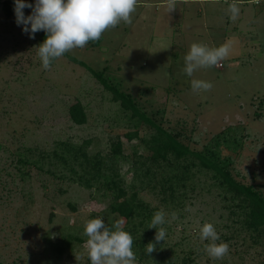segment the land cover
Instances as JSON below:
<instances>
[{
	"label": "rangeland",
	"instance_id": "rangeland-1",
	"mask_svg": "<svg viewBox=\"0 0 264 264\" xmlns=\"http://www.w3.org/2000/svg\"><path fill=\"white\" fill-rule=\"evenodd\" d=\"M25 2L35 4V0ZM233 2L240 8L235 20L227 11ZM166 4L167 0H138L131 25L121 22L104 32L99 44L88 42L66 53L99 77L118 82L148 110L164 109L166 124L183 126L199 150L222 130L236 136L242 145L236 151L221 146V157L230 155L233 173L248 182L254 177L264 190V0H177L171 12ZM25 11L31 14L30 8ZM44 39L38 32L30 38L16 16L8 18L0 6V264H86L85 221L110 203L35 168L25 181L12 176L16 174L12 153L22 146L49 150L59 139L97 138L104 149L110 137L123 134L129 124L111 94L76 61L63 55L43 69L37 46ZM193 42L209 47L229 44L231 52L220 65L188 77L182 69ZM192 79L214 86L193 92ZM75 99L86 108L84 125L69 117L68 106ZM156 147L155 142L152 149ZM129 165L121 163L120 168L127 181ZM195 181L198 187L181 216L175 212L173 219L166 213L172 229L165 242L177 256L196 250L199 264H245L252 253L240 257L244 246L235 238L220 237L230 249L221 260L204 251L203 244L209 241H200V227L210 222L221 236L228 232L224 226L229 221L216 191L206 190L211 183L208 175L198 173ZM144 197L156 203L146 192ZM68 234L82 241L72 239L58 255L56 244Z\"/></svg>",
	"mask_w": 264,
	"mask_h": 264
},
{
	"label": "trees",
	"instance_id": "trees-1",
	"mask_svg": "<svg viewBox=\"0 0 264 264\" xmlns=\"http://www.w3.org/2000/svg\"><path fill=\"white\" fill-rule=\"evenodd\" d=\"M0 6L8 18L15 15V0H0ZM23 12L27 16L25 8ZM38 34L45 38L44 31H38ZM99 42L89 41L93 44ZM64 56L85 67L111 94V100L128 116L127 130L110 137L104 149L99 148L97 138H85L80 142L59 139L49 150L22 146L12 153L16 174L7 173L25 181L32 177L31 169L35 168L61 182L76 183L90 190L98 200L109 199L110 203L103 210L91 213L89 218L102 217L109 227L116 219L122 218L124 230L133 237L132 247L138 264H199L195 260L196 250L191 249L183 257L177 256L165 241L156 244V251L151 255L145 254V248L149 242L156 243L157 229L147 228L154 213L163 209L169 215L176 212L181 216L187 200H191L198 187L196 175L203 173L211 180L207 192L211 193L213 188L216 196L224 202L229 221L224 228L228 232L220 237L239 240L244 246L239 250L240 257L252 253L245 264H264L263 186L256 183L254 177L248 182L233 173L231 156L222 158L220 153L221 146L236 151L242 141L222 130L199 150L192 145V138L183 126L166 124L164 109L148 110L118 82L99 77L93 69L67 53ZM68 114L77 125L88 122L86 108L79 99L69 104ZM136 139L138 143L131 144ZM155 142L157 147L154 150L152 145ZM121 163L130 164L127 170L131 173L129 181L121 173ZM59 191L63 193L65 190L60 187ZM144 192L152 195L156 203L148 201ZM69 207L75 209L72 204ZM162 227L167 234L172 229L168 222ZM72 239L82 241L76 235L64 236L56 244L58 255L62 254L65 245H71ZM234 245L238 251V243ZM86 264H91L88 258Z\"/></svg>",
	"mask_w": 264,
	"mask_h": 264
},
{
	"label": "clouds",
	"instance_id": "clouds-1",
	"mask_svg": "<svg viewBox=\"0 0 264 264\" xmlns=\"http://www.w3.org/2000/svg\"><path fill=\"white\" fill-rule=\"evenodd\" d=\"M177 0H167L168 12L176 9ZM138 0H35V4L25 0H15L16 23L23 26V32L30 38H35L38 31L45 32L43 43L37 46L42 67L48 70L53 61L62 57L66 52L76 48H84L89 41L96 42L102 34L115 28L121 22L132 24V14L136 11ZM24 8H30L31 14L25 15ZM231 19L235 20L240 13L237 3L228 5ZM231 52L229 44L209 47L203 42H193L184 56V68L188 77L201 68H210L227 59ZM209 81L192 79L193 92H207L213 88ZM176 218V213H172ZM166 213L163 209L156 211L147 228L157 229L155 242H149L145 254L151 255L156 251V244L166 239ZM84 235L87 237L85 249L91 264H137L133 251V237L124 230V220L116 219L109 227L102 217L85 221ZM199 239L207 240L203 244L206 254L221 260L229 254L228 243L220 240L215 226L205 222L199 230ZM219 241V243H218Z\"/></svg>",
	"mask_w": 264,
	"mask_h": 264
},
{
	"label": "built area",
	"instance_id": "built-area-1",
	"mask_svg": "<svg viewBox=\"0 0 264 264\" xmlns=\"http://www.w3.org/2000/svg\"><path fill=\"white\" fill-rule=\"evenodd\" d=\"M219 65H220V63H219Z\"/></svg>",
	"mask_w": 264,
	"mask_h": 264
}]
</instances>
